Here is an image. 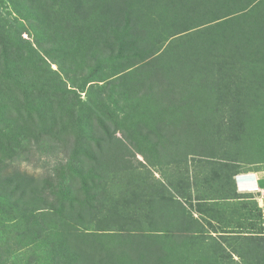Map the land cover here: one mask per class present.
<instances>
[{
  "label": "rangeland",
  "instance_id": "374dc122",
  "mask_svg": "<svg viewBox=\"0 0 264 264\" xmlns=\"http://www.w3.org/2000/svg\"><path fill=\"white\" fill-rule=\"evenodd\" d=\"M250 6L255 7L253 13L248 12ZM245 9L247 15L242 14ZM65 16L80 23L78 34L59 22ZM0 18L13 34L41 44L53 69L56 62L68 63L66 54L79 49L74 66L85 64L86 72L93 66L86 58L96 60L104 52L106 56L98 57H103L102 71L95 75L91 94L102 93L107 114L117 119L106 120L113 144L100 165L106 183L96 189L100 205L91 217L92 197L82 190L81 172L83 165L88 167L83 164L89 160L88 150L84 158L74 160L63 137L53 134L39 141L21 139L11 158L0 153V264H145L144 253L120 255L121 236L161 235L160 229L175 221V205L190 210L201 221L199 227L213 237L231 231L264 236V191H259L264 181L246 189L236 181L243 174L264 176V87L258 92L256 85L264 74V0H0ZM91 34L98 40L97 53L89 43ZM85 50L89 54L83 58ZM146 58L156 60L146 66ZM190 68H196L199 83L206 75L211 86L226 87L223 95L213 93L206 96L205 105H188L187 123L167 118L171 124L164 131L171 137L155 148L145 144L146 160L134 146V139L148 128L147 121H139L145 101L138 83L149 82L162 70L185 81ZM61 76L76 78L68 71ZM233 78L242 79L241 86L235 81V87ZM237 91L244 93L242 100L237 101ZM76 93L86 100V91ZM94 115L92 121L101 132ZM234 126L236 134L230 139ZM122 130L135 138L128 140ZM15 174L30 176L32 185L26 188L33 187L35 193L24 198L16 180L5 183ZM61 188L64 198L56 195ZM154 200L162 202L159 211L167 222L160 221L153 231L147 209ZM83 202L86 205L78 208L83 215L73 219L69 209L75 211ZM23 203L43 230L26 241L18 224Z\"/></svg>",
  "mask_w": 264,
  "mask_h": 264
},
{
  "label": "trees",
  "instance_id": "16d2710c",
  "mask_svg": "<svg viewBox=\"0 0 264 264\" xmlns=\"http://www.w3.org/2000/svg\"><path fill=\"white\" fill-rule=\"evenodd\" d=\"M253 8L255 7H252L248 12L253 13ZM248 12L247 10H242L243 15H247ZM120 15L121 13L119 12ZM37 21L39 22L40 20L37 19ZM59 22L63 23L66 29L74 32V35L75 33L78 34L76 26L80 23H77L74 17L65 16ZM124 23H126V20L119 22V27ZM89 43L91 48L95 47L94 53L100 51L98 50L100 47L96 46L98 40L94 34H91ZM36 44H30L21 34H13L11 27L0 18V153L5 155V159L11 158L16 153L15 148L20 146L21 139L30 138L39 141V139L48 136L53 137V134L64 138L61 141L65 149L68 152L70 151V156L74 160L84 158L88 150L86 157L89 160L83 163L88 167L83 165L81 172L85 174H83L84 184L82 190H84L87 197H92V199H88L89 215L91 217V215L94 216L100 205L99 193L101 192H96V189L106 183L105 177L107 174L101 170L100 165L109 158L110 154L107 152V147L113 144V134L110 133L106 120L110 119L112 123H116L117 120L116 117L109 116L108 114L110 113L106 112L102 93L97 97L91 94V91H95L92 83L96 80L95 75L102 71L103 57H98L106 56V54L100 51L96 60L86 58L85 61L87 63L92 62L93 66H87L88 70L84 72L85 64L81 68L74 66L77 63L75 58L79 50L77 49L73 53L66 54L68 63L65 61V64L56 62L58 63L57 69H53L47 60L48 55L50 56V54H47L48 51L43 50V47L38 42ZM262 47L264 48V42ZM84 52L83 58L89 54L86 50ZM155 60L148 59L145 65L147 66L148 62L149 64L152 62L151 65H153ZM195 69L185 70L186 75L190 76L185 81L182 78L181 80L180 78H174L167 70H162L151 75L153 79H150L149 82L138 83L139 90L143 89V98L140 99L145 101L144 110L141 111L142 116L139 121H141V124L143 121H147L148 128L141 135H137L138 138H135L127 131H122L128 140L135 138L134 146L146 160L148 159L145 156L146 152L142 149L145 144L149 143L155 148L161 141L163 142L166 136L167 139H170L171 135L165 134L164 131L165 125L171 124V121L168 120L169 118H175L174 123L182 121L187 123L188 117H185V115L187 116V113L191 112V108L188 105L192 103L196 106L205 105L207 102L206 96L213 93L223 95L221 91L226 87L218 86V83H214L211 86L208 76L206 77L205 75V78L200 83L196 81L198 76H195ZM231 70L233 75H236V72L233 69ZM67 71L69 73L73 72L76 78L62 77L61 73ZM185 73H181L180 77ZM243 77L244 75H242ZM261 77L264 80V74ZM262 79L261 81L257 79L256 82L259 87L258 92L260 90L263 91L264 81ZM231 81L236 87L235 81L238 80L233 78ZM242 83V79L238 81V85L241 86ZM205 89L209 90L208 95H204ZM77 90L86 91V100L83 101L79 98L76 93ZM243 94V92H236L237 101L242 100ZM185 95L187 97H184ZM191 98H195V100L191 101ZM197 109L194 107L193 111ZM94 113L95 119L102 129L101 132L90 116ZM115 127H119V125L116 124ZM234 130L235 126L232 129L233 133L230 134V139L236 134ZM69 139L72 142H69ZM89 149L93 150L92 155ZM228 159L234 161L235 157L234 159L232 157ZM88 177L92 181L90 184ZM14 180L21 187L13 188L21 189L24 198L28 194L32 195L35 193L32 191L34 190L33 187L30 190L26 188L27 185H32L33 179L30 176L15 174L10 181L7 178L5 183L9 184ZM64 194L62 188L56 193V195L63 198ZM221 198L216 197L213 199L222 200ZM83 199L86 198L84 197ZM152 202L153 205L150 204L152 206L147 209V211H151L149 212L152 218L149 214L147 215H149L148 219L152 220L149 223V227L154 231V228L160 225V221L166 223L167 220L164 218L166 215L163 216L164 214L159 211V206H162V202L155 200ZM85 205L86 202L81 203L75 211L70 208L68 211L69 215L73 219L77 216L80 217L83 213L78 208L82 209ZM207 205L206 210L208 209ZM175 208L177 209L174 212L175 221L172 218L173 222L171 221L169 225L164 223V228L160 229L161 235L156 236L155 234L151 236L143 233H135L132 236L128 233L122 235L120 255L128 256L131 253L133 255L137 252H140V254L144 253L145 264H187L188 262L190 264H264V236L259 238L256 235L252 236V234H240L238 231H231L232 235L225 234V237H213L207 234L202 226L199 227L201 221L190 210L184 209L182 206L178 207V205H175ZM206 213L208 214V212ZM207 214L204 213L202 215L205 218L217 219V222H219L217 216L212 214V216L208 217L206 216ZM143 216L146 218L145 215ZM18 220V224L23 227L21 235L25 238V241L43 233V230H41L35 220L34 213L31 209L26 208L24 203ZM133 222L136 221L133 220ZM148 231L151 230L149 229ZM47 235L48 233L44 234V237L47 238ZM140 242L143 244L141 247L139 245ZM109 251L110 249H107V254ZM54 255H56V252ZM68 256L69 254L65 255V257L69 258ZM132 263L136 264V261L131 260ZM127 264L129 263L127 262Z\"/></svg>",
  "mask_w": 264,
  "mask_h": 264
},
{
  "label": "crops",
  "instance_id": "0c3cea01",
  "mask_svg": "<svg viewBox=\"0 0 264 264\" xmlns=\"http://www.w3.org/2000/svg\"><path fill=\"white\" fill-rule=\"evenodd\" d=\"M236 181L240 185V187H242L243 189H246L247 187H253L258 182L263 183L264 176H258L257 174H243V175H238V177L236 176ZM263 188H264L263 186L259 188V191L261 192L264 191ZM263 207H264V204H263Z\"/></svg>",
  "mask_w": 264,
  "mask_h": 264
}]
</instances>
